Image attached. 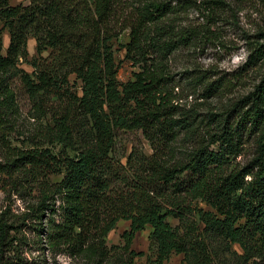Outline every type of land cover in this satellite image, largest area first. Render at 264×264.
<instances>
[{
    "label": "trees",
    "instance_id": "trees-1",
    "mask_svg": "<svg viewBox=\"0 0 264 264\" xmlns=\"http://www.w3.org/2000/svg\"><path fill=\"white\" fill-rule=\"evenodd\" d=\"M218 3L202 0L206 21L190 26L180 23L181 5L172 0H0V182L36 193L21 224L33 222L53 256L79 264H134L145 253L132 241L149 226L145 264H164L171 254L182 255L178 264H229L224 252L232 264H264V73L225 112L203 117L180 112L169 88L170 56L212 38L204 26ZM3 28L9 33L4 54ZM125 30V58L138 70L119 82L112 40ZM29 36L38 55L30 61ZM251 42L255 64L264 58V42ZM26 61L31 74L19 66ZM70 75L80 92L72 89ZM193 78L204 82V97L223 86L201 71ZM14 81L25 90L33 117L51 121L24 146L10 143ZM135 130L151 152L133 146L123 162L117 132ZM180 137L193 146L175 147ZM249 138L254 156L233 165ZM56 174L62 177L50 181ZM119 220L129 221L121 243L107 245ZM13 228L2 213L0 251L13 248ZM232 244L241 252L230 250Z\"/></svg>",
    "mask_w": 264,
    "mask_h": 264
},
{
    "label": "rangeland",
    "instance_id": "rangeland-1",
    "mask_svg": "<svg viewBox=\"0 0 264 264\" xmlns=\"http://www.w3.org/2000/svg\"><path fill=\"white\" fill-rule=\"evenodd\" d=\"M187 1L188 4H183ZM172 0L181 5L182 12L180 23L184 25L204 24L205 14L200 8L202 0ZM195 1V4L193 2ZM216 14L210 18V23L204 27L210 28V37H202L194 40L186 48L174 52L169 58L170 89L174 95V104L183 111H191L198 117H203L209 112L221 114L225 112L232 103L244 94L252 90L254 84L264 73V58L253 64V59L249 57L252 51V42H264V0H218ZM30 0H9L10 5H28ZM184 5V6H183ZM215 5V4H213ZM216 6V5H215ZM203 7V4H201ZM3 22L0 20V28ZM209 36V35H208ZM2 54L5 53L9 33L7 28H3ZM128 41V30H125L116 39L112 40L114 60L117 66L116 77L119 82H125L131 78L132 72L137 71L130 61L125 58V44ZM28 61L37 57L35 51V39L29 36L27 39ZM21 62L20 67L31 74L33 67L29 62ZM199 71L208 76V81L220 80L222 88L210 97L203 96L204 82L194 79ZM70 85L74 91L80 92V82L74 75H70ZM17 112L11 122L14 132L10 137L12 146L29 145L28 137L37 133L41 123H50L49 116L37 119L33 117L31 102L18 81H14ZM235 116V115H233ZM24 143V144H23ZM194 143H186L181 137L176 142L175 147L190 148ZM143 148L146 154H150L151 149L148 142L143 138L140 131H118L116 135V149L125 156L131 147ZM58 149V147H56ZM255 154V144L253 138H249L243 145L242 151L233 160L232 164L242 166L248 163ZM3 158V148L0 146V160ZM62 174L50 176V181L59 180ZM36 193L28 190L15 191L10 184L0 182V215L4 213L8 222L13 223L15 228L10 235L15 237L12 247H5L0 251V262L8 261L15 264H79L78 260H72L64 255L53 256L45 243H40L36 227L33 222L26 220L23 225L25 213L31 204L36 202ZM199 206L207 209L204 203ZM190 217V216H189ZM168 221L176 226L178 219L169 217ZM129 226V221L119 220L115 227L107 234V245L121 243V233ZM149 227L136 233L132 248L136 251H143L144 256L136 257L134 264H145L146 254L149 253ZM215 245H217L214 242ZM43 246V248L41 247ZM230 250L240 253L238 244H232ZM229 264V253H220ZM182 258L181 254H171L164 264H178Z\"/></svg>",
    "mask_w": 264,
    "mask_h": 264
},
{
    "label": "crops",
    "instance_id": "crops-1",
    "mask_svg": "<svg viewBox=\"0 0 264 264\" xmlns=\"http://www.w3.org/2000/svg\"><path fill=\"white\" fill-rule=\"evenodd\" d=\"M147 227H149V226H147ZM149 230L151 231V228L149 227Z\"/></svg>",
    "mask_w": 264,
    "mask_h": 264
}]
</instances>
